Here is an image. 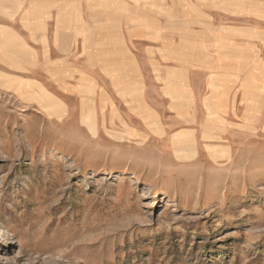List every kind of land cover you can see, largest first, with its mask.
Listing matches in <instances>:
<instances>
[{
  "label": "rangeland",
  "instance_id": "obj_1",
  "mask_svg": "<svg viewBox=\"0 0 264 264\" xmlns=\"http://www.w3.org/2000/svg\"><path fill=\"white\" fill-rule=\"evenodd\" d=\"M3 35L0 264H264V0H0Z\"/></svg>",
  "mask_w": 264,
  "mask_h": 264
},
{
  "label": "bare ground",
  "instance_id": "obj_2",
  "mask_svg": "<svg viewBox=\"0 0 264 264\" xmlns=\"http://www.w3.org/2000/svg\"><path fill=\"white\" fill-rule=\"evenodd\" d=\"M9 42H10V38L7 35H3V38H0V46L2 48ZM45 54L47 55V52H45ZM6 55L11 56L12 53H9ZM26 56H28V55H26ZM33 56L36 57L37 55L33 54ZM22 63H28V62L25 60H22ZM51 71L57 72L58 70L57 69L56 70L51 69ZM9 81L10 80L1 79L0 84L7 86ZM13 81H15V79ZM18 83H19L18 88H19L20 92L22 93V95L28 94L30 91V83L24 82V81H18ZM33 84H34L33 86H34L35 90H32V94L34 95L35 98H37L36 100L38 101L39 105H41L42 107H47V106H53L55 104H59L58 99L43 84H41L39 82H33ZM213 99L214 98H212L211 101ZM224 121H225V119L223 117H221L215 113H211L206 118L205 124H203L204 130H205L204 133L207 132L208 134H211L209 137H211L215 140H219L218 143H220V140L224 139V136L222 135L223 134L222 127H223ZM175 141H176V145L178 147V150H183L184 149L183 147L186 146L185 145L186 142L183 140V138L179 137ZM218 145H222V144H218ZM185 152H187V151H185ZM227 154H228L227 150L226 151L218 150V151H212L211 152V155L215 158H222V157L226 156Z\"/></svg>",
  "mask_w": 264,
  "mask_h": 264
},
{
  "label": "crops",
  "instance_id": "obj_3",
  "mask_svg": "<svg viewBox=\"0 0 264 264\" xmlns=\"http://www.w3.org/2000/svg\"><path fill=\"white\" fill-rule=\"evenodd\" d=\"M105 50V49H104ZM89 65L91 66V63H89ZM90 75H91V73H92V69H90L89 70V72H88ZM88 74V75H89ZM93 85V84H92ZM93 87H95L94 85H93ZM194 97V96H193ZM180 99L181 98H186V99H188L187 97H185V96H183V97H179ZM195 98V97H194ZM212 98H220V99H222L223 100V97L221 96V95H213V96H209V97H206L205 99H204V104H205V107L207 108V114L209 113L208 112V109H209V107L212 105V103L210 102L211 101V99ZM179 99V100H180ZM192 103H191V106H192V104L194 103V99L192 98ZM224 103V102H223ZM223 103H220V104H218V105H215V110L216 111H218L219 113H223V114H226L227 112L223 109V107H224V105H223ZM180 104V103H179ZM189 105V104H188ZM188 105H187V107H186V109L183 111L182 110V107H181V104L179 105L180 107V110L181 111H179L180 113H182V114H184V113H186V115L187 114H189L188 112H191V115H192V117L191 118H189L191 121H192V118H196V120L195 121H192V122H198V113H196L195 112V110H193L192 108H188ZM195 113V114H194ZM186 115H185V117H186ZM187 118V117H186ZM231 121H232V119H231ZM205 124V123H204ZM203 130H204V127H203ZM188 134H191V133H189V132H187ZM206 138V137H205ZM206 139H208V140H214V139H210V138H206ZM215 142H219V140H215ZM216 145L217 144H215V147H216Z\"/></svg>",
  "mask_w": 264,
  "mask_h": 264
}]
</instances>
